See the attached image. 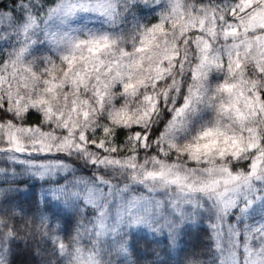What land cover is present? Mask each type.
I'll return each mask as SVG.
<instances>
[{"label": "snow or ice", "instance_id": "1", "mask_svg": "<svg viewBox=\"0 0 264 264\" xmlns=\"http://www.w3.org/2000/svg\"><path fill=\"white\" fill-rule=\"evenodd\" d=\"M141 6L152 15L122 32L71 27L78 13H98L115 28ZM205 102L215 117L194 128ZM20 176L78 217L65 240L38 215L51 242L41 264L126 255L130 219L154 220L173 240L185 221H206L215 264H264V0L0 9V195ZM9 212L18 214L0 211V264L15 231Z\"/></svg>", "mask_w": 264, "mask_h": 264}, {"label": "trees", "instance_id": "2", "mask_svg": "<svg viewBox=\"0 0 264 264\" xmlns=\"http://www.w3.org/2000/svg\"><path fill=\"white\" fill-rule=\"evenodd\" d=\"M49 3H52V0H49ZM12 6L13 0H0V9ZM133 15L137 19H145L150 17L152 12L141 6L129 13L130 18ZM101 20L102 17H98V21ZM3 187L9 188V184H3ZM46 187L40 180L20 176L16 183L10 184L8 192L0 195V208L15 210L18 213L11 216L9 212L16 236L11 238L8 244V264H41L42 260L50 258L48 254L51 242L44 235V229L37 232L39 214L47 216L50 223H59L62 227L61 237L65 240L77 223L75 210L53 200L45 193ZM260 211L257 207L251 223L261 219ZM48 231L50 232V228ZM149 235V230L143 226L130 228L125 233L126 237H130L126 241V255L132 264H184L189 259L205 261L208 258L210 240L206 221L180 224L175 229L174 240L169 231L164 229L151 233L154 237L152 239Z\"/></svg>", "mask_w": 264, "mask_h": 264}, {"label": "clouds", "instance_id": "3", "mask_svg": "<svg viewBox=\"0 0 264 264\" xmlns=\"http://www.w3.org/2000/svg\"><path fill=\"white\" fill-rule=\"evenodd\" d=\"M82 19L83 18L74 20L71 24V27L73 28L86 27L90 29H101V30H110L114 32H122V31H125L126 29H129L132 25V22L137 18L134 15L130 18L129 14H127L125 17L121 19L120 23L115 28H107V29H105V26L102 20L92 26H88V25L77 26L81 24ZM73 35H76V34L73 33ZM142 103H143L142 100L130 101V104L133 108L142 106ZM214 117H215V113L211 109L208 108L207 102H205L204 104L198 106L197 112L195 113L194 124L192 126L194 128H198L202 123L210 124L211 121L214 119ZM181 138L183 139V134H181ZM3 210H4L3 208H0V211H3ZM9 224L13 225L11 217H9ZM140 226H143L144 228L149 230V234H150L149 238L152 239L154 237L151 235V233L156 232L155 229L159 227V224L156 223L154 220L148 221V220H131L130 219L122 226L121 236L123 237L125 241H127L128 239H130V237L125 236V233L127 232V230L130 228H136ZM0 234L7 235V229H0ZM14 236H16V231L12 233L11 238H13ZM117 255L118 254L116 253L114 249H110V250H107L105 253H102L103 264H120L119 259L114 258ZM190 261L191 259L185 261L184 264H190ZM204 262L205 264H209V262H213V264H215L214 257L212 256L210 252L208 254L207 260H205Z\"/></svg>", "mask_w": 264, "mask_h": 264}, {"label": "rangeland", "instance_id": "4", "mask_svg": "<svg viewBox=\"0 0 264 264\" xmlns=\"http://www.w3.org/2000/svg\"><path fill=\"white\" fill-rule=\"evenodd\" d=\"M98 17H100L98 13H78L76 19H81V18L83 19L81 20V24L77 26H83V25L92 26L99 22ZM199 221L200 220H196L195 222H199ZM189 222L195 223L193 221H185L184 223H189ZM50 224L54 226L57 224V222H52ZM163 229L168 230L167 228H163ZM50 232H51V228H50ZM58 234L61 236V231ZM116 258L119 259L120 264H126V261L129 260V257L125 254L117 255ZM27 263H29V261Z\"/></svg>", "mask_w": 264, "mask_h": 264}]
</instances>
